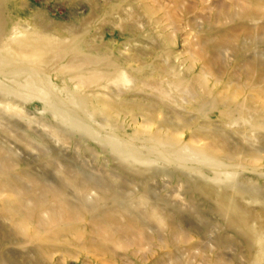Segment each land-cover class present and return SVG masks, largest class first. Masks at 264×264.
<instances>
[{"label":"rangeland","instance_id":"1","mask_svg":"<svg viewBox=\"0 0 264 264\" xmlns=\"http://www.w3.org/2000/svg\"><path fill=\"white\" fill-rule=\"evenodd\" d=\"M17 1L20 9L11 5L5 14L13 24L27 29L43 13L53 33H79L133 76L127 86L136 82L137 91L114 98L129 104L121 116L130 128L115 133L122 140L131 139V128L148 130L155 118L171 125L159 129L163 135L204 148L210 133L229 132L232 147L241 148L237 127L223 124V109L199 112V100L157 97L156 89L169 90L170 66L205 79L218 97L264 105V0ZM52 72L61 96L64 89L79 90L101 107L86 87L65 84ZM142 79L158 82L157 88ZM7 97H0V264H250L244 236L204 196L168 173L144 180L122 169L104 136L88 133L96 124H84L88 130L67 125L39 99ZM239 130L252 133L248 126ZM256 134L264 158V131ZM199 166L208 178L187 172L236 194L210 179L216 170L193 165ZM240 171L239 186L251 182L264 193V169ZM244 194L239 203L259 213L260 203Z\"/></svg>","mask_w":264,"mask_h":264},{"label":"bare ground","instance_id":"2","mask_svg":"<svg viewBox=\"0 0 264 264\" xmlns=\"http://www.w3.org/2000/svg\"><path fill=\"white\" fill-rule=\"evenodd\" d=\"M8 6L14 10L20 9L17 0H0V97H19L25 101L39 99L46 109L67 125L87 129L84 124H96L94 131L87 129L88 133L93 138L104 136L103 144L110 146V152L119 159L122 169L133 172L144 180L168 173V176L186 184L197 196H204L213 204L217 214L223 217L225 224L244 236L250 264H264V193L259 186L251 182H244L249 185L244 187L239 186V181L236 180L240 170L264 169V158L257 147L259 137L256 136L259 130L264 131V105L254 99L240 101L235 96L218 97L215 88L210 87L205 79L201 80L199 76L189 78V74L170 66L167 74L174 78L168 84L169 90L163 87L156 89L158 82L152 80L142 79L141 84L155 88L159 93L157 97L163 103L178 102L173 97V94H178L183 97L180 101L185 103L189 102V99L197 102L199 100V112L223 109V124L225 127H237L241 148L232 147L230 136L227 134L229 132L210 133L204 148L187 142L184 138L163 135L159 129H164L170 124L168 121L156 122L155 118H152L153 123L148 130L131 128V139L122 140L115 133L130 128L121 116V110L129 104L124 105L114 98L137 91L136 82L131 87L127 86L134 82L133 76L122 71L121 66L110 54L85 44L82 38H78L79 33L66 30L63 33H53L43 13L36 15L34 23H30L27 29L18 22L13 24L5 15ZM54 69V74L60 76L65 84L71 82L76 88L86 87L87 92L101 107L91 106L87 101L88 94H83L84 92L81 93L77 89L76 93L64 89V96H61L50 79ZM159 83L161 86L162 82ZM112 86L113 93L109 91ZM4 105L9 110L15 106L10 103ZM146 110L150 113L152 108ZM242 126H248L251 135L239 130ZM165 163L173 168L176 166L174 171L168 172L160 166ZM137 164L138 168L135 166ZM193 165L212 167L216 171L212 172L214 176L210 179L215 183L224 182L236 194L231 197L227 191H218L207 181L195 178L187 171L192 170L193 173L206 178L209 176H206L207 172L200 173L203 168ZM245 192L254 196L260 203L259 213L255 214L250 207L239 203L237 196H243Z\"/></svg>","mask_w":264,"mask_h":264}]
</instances>
